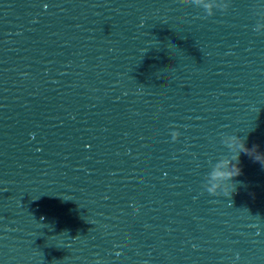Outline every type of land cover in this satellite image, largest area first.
<instances>
[{"label":"clouds","instance_id":"1","mask_svg":"<svg viewBox=\"0 0 264 264\" xmlns=\"http://www.w3.org/2000/svg\"><path fill=\"white\" fill-rule=\"evenodd\" d=\"M180 3L189 7H202L208 16L213 15L212 4L205 3L204 0H180ZM254 30L256 32L264 31V23L258 22ZM231 140L232 143L229 144L228 147L234 149L235 154L230 159L220 161L210 173V186L205 188L210 195H216L217 188L220 186L219 183L214 182H229L225 183L223 189L224 195L230 194V188L232 192L235 190L236 184L234 180L241 174V169L239 167L241 153L250 156L255 162L264 166V152H260L257 146L250 149L246 146L244 141H239L236 137H232Z\"/></svg>","mask_w":264,"mask_h":264}]
</instances>
